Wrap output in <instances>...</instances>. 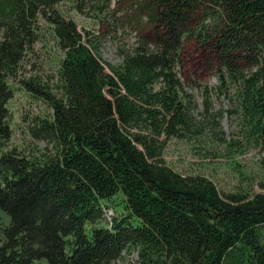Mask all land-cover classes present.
Instances as JSON below:
<instances>
[{
    "label": "trees",
    "instance_id": "1",
    "mask_svg": "<svg viewBox=\"0 0 264 264\" xmlns=\"http://www.w3.org/2000/svg\"><path fill=\"white\" fill-rule=\"evenodd\" d=\"M59 1L0 0V264H113L127 251L141 264H264V178L254 196H222L163 163L168 140L195 130L182 86L194 67L237 88L240 134L264 149V0H128V23L148 31L118 66ZM41 19L64 54L56 94L18 80ZM15 85L53 109L29 131L55 156L5 151ZM117 195L127 214L96 227Z\"/></svg>",
    "mask_w": 264,
    "mask_h": 264
},
{
    "label": "rangeland",
    "instance_id": "2",
    "mask_svg": "<svg viewBox=\"0 0 264 264\" xmlns=\"http://www.w3.org/2000/svg\"><path fill=\"white\" fill-rule=\"evenodd\" d=\"M127 1L62 0L56 11L66 20L73 21L85 39L93 40L105 64L118 66L148 31L145 24L137 28L128 23L124 12L128 10ZM36 28L39 40L25 53L18 80L36 79L42 90L56 94L57 71L64 54L49 22L41 19ZM182 79L195 130L185 139L168 140L163 149V163L181 175L207 177L222 196L260 193L264 149L251 146L240 134L237 88L222 86L214 74L199 67L188 69ZM13 93L14 97L7 105L12 138L5 151L17 150L21 156L41 161L55 156L54 144L32 138L29 131L36 118L52 117L53 109L42 96H34L21 85H15ZM110 211L113 215L106 216ZM125 214L124 198L117 195L107 202L104 221L96 227L110 226L114 219ZM8 219L0 211V223L7 225ZM36 264L48 262L42 260ZM113 264H141V260L137 251H127Z\"/></svg>",
    "mask_w": 264,
    "mask_h": 264
},
{
    "label": "built area",
    "instance_id": "3",
    "mask_svg": "<svg viewBox=\"0 0 264 264\" xmlns=\"http://www.w3.org/2000/svg\"><path fill=\"white\" fill-rule=\"evenodd\" d=\"M111 215H113V212H107V215L106 216H108V217H111Z\"/></svg>",
    "mask_w": 264,
    "mask_h": 264
}]
</instances>
